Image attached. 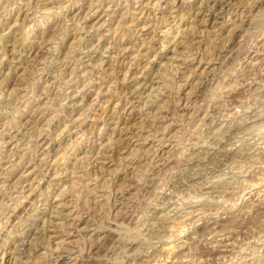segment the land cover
<instances>
[{"label":"rangeland","instance_id":"rangeland-1","mask_svg":"<svg viewBox=\"0 0 264 264\" xmlns=\"http://www.w3.org/2000/svg\"><path fill=\"white\" fill-rule=\"evenodd\" d=\"M0 264H264V0H0Z\"/></svg>","mask_w":264,"mask_h":264},{"label":"bare ground","instance_id":"bare-ground-1","mask_svg":"<svg viewBox=\"0 0 264 264\" xmlns=\"http://www.w3.org/2000/svg\"><path fill=\"white\" fill-rule=\"evenodd\" d=\"M254 184V183H253ZM252 184V185H253ZM254 186V185H253ZM179 220H181V219H179ZM183 220V219H182ZM171 229H172V231H174V232H177V233H181L184 229H185V226H184V223L183 222H176V221H174L173 222V225H172V227H170ZM172 233V232H171ZM185 233V232H184ZM169 244V243H168ZM175 244V243H174ZM170 245V244H169ZM163 248V247H162ZM176 248V247H175ZM173 250H174V247L173 246H167V247H165V248H163V252L165 253V254H171L172 252H173ZM163 254V253H162ZM167 256V255H166Z\"/></svg>","mask_w":264,"mask_h":264}]
</instances>
